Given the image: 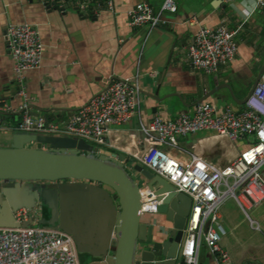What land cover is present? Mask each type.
I'll use <instances>...</instances> for the list:
<instances>
[{
  "label": "crops",
  "instance_id": "crops-1",
  "mask_svg": "<svg viewBox=\"0 0 264 264\" xmlns=\"http://www.w3.org/2000/svg\"><path fill=\"white\" fill-rule=\"evenodd\" d=\"M163 1L113 0V11L83 16L70 4L60 5L54 0H0V102L14 110L26 102L31 113L61 123L111 80H136L139 93L133 116L123 125L109 127L105 144L98 148L124 155L136 164V158L151 144L139 131L140 125L153 117L173 119L180 112L192 114L200 102L218 109H242L241 102L264 63V10L254 0H174L175 12H162L159 26L128 25L127 12L134 5L145 2L157 11ZM17 23L33 26L43 46L40 66L26 71L20 83L14 80L13 62L4 41L6 26ZM219 26L233 32L237 45L234 59L216 74L192 70L187 46L193 35L200 27ZM18 119L16 112L7 115L3 124L13 127ZM12 133L0 131V147L10 145ZM248 141L230 142L201 131L180 137L178 145L222 167ZM159 147L173 152V157L186 159L167 146ZM262 173L264 176V167ZM36 204L41 205L40 221H47V208ZM228 210L223 201L218 208L225 231L220 247L229 255L230 264H264V200L248 210L249 216L239 212L230 218ZM93 218L89 212L83 214V224L77 227L80 238L71 236L79 264V251L88 260L90 255L102 260L110 250L102 255L106 230L93 228ZM149 219L155 229L171 226L163 215L146 214L142 218L143 222ZM175 264H181L178 257ZM197 264H216L203 242Z\"/></svg>",
  "mask_w": 264,
  "mask_h": 264
},
{
  "label": "built area",
  "instance_id": "built-area-1",
  "mask_svg": "<svg viewBox=\"0 0 264 264\" xmlns=\"http://www.w3.org/2000/svg\"><path fill=\"white\" fill-rule=\"evenodd\" d=\"M42 1V0H40ZM70 4L83 16L99 11H113V0H54ZM264 10V0H254ZM174 0H164L155 11L145 2L137 3L127 12L130 27L159 26L162 12H175ZM5 46L13 62L16 83L26 71L38 68L43 46L39 32L30 24H8L4 30ZM237 53L233 32L224 26L200 27L187 46L189 65L194 71L207 75L218 73ZM139 88L136 80L117 78L95 94L61 123L45 116H33L28 103L17 110L0 102V131H12L41 136L69 137L83 140L100 152L109 127L125 124L137 106ZM19 113L13 127L3 124L2 117ZM139 131L148 145L136 158L139 165L161 177L191 201L189 216L177 257L181 264H197L198 249L203 242L216 264H230L227 252L220 247L225 231L218 215L219 205L231 198L247 216V211L264 200V70L240 110L229 106L221 109L206 102L196 103L192 114L180 112L173 119L153 117ZM211 132L214 137L235 142L247 141L246 147L224 166L202 158L194 151L182 149L178 139L198 132ZM159 146L184 154V161L170 156ZM42 148H45L42 145ZM142 215L155 214L156 196L145 187L140 189ZM16 228L0 227V264H79L73 238L59 229L39 224L41 205L30 210L13 211ZM26 223V226L21 224ZM253 264V263H244Z\"/></svg>",
  "mask_w": 264,
  "mask_h": 264
},
{
  "label": "water",
  "instance_id": "water-1",
  "mask_svg": "<svg viewBox=\"0 0 264 264\" xmlns=\"http://www.w3.org/2000/svg\"><path fill=\"white\" fill-rule=\"evenodd\" d=\"M263 70L264 63L242 104ZM127 163L141 176L142 187L156 196L155 214L165 217L171 225L167 230L155 229L152 219L143 222L142 187L130 176ZM37 202L48 210L49 219L39 222L46 228L80 238L77 227L89 212L93 228L106 230L101 252L110 249L108 254L88 260L79 251L80 264H175L191 208L187 195L124 155L97 152L69 137L13 132L10 145L0 147V227H18L13 211L30 210Z\"/></svg>",
  "mask_w": 264,
  "mask_h": 264
},
{
  "label": "rangeland",
  "instance_id": "rangeland-1",
  "mask_svg": "<svg viewBox=\"0 0 264 264\" xmlns=\"http://www.w3.org/2000/svg\"><path fill=\"white\" fill-rule=\"evenodd\" d=\"M167 152H168V151H167ZM168 154H169L170 156L174 155L173 152H170V153L168 152ZM182 155H184V154H182ZM180 157H181V156H180ZM126 168H127L128 172H129L130 176L132 177V179L135 180L137 186H138L139 188H141L142 186H144V182H143L141 176L139 175V173H138V172H135V171L133 170V164L127 163V164H126ZM224 202H225V204H226V205L228 206V208H229L228 212H229V217H230V218H231V216L234 218L237 214H239V212H240V213L243 212V211L240 209V207L236 204L237 207L239 208V211H238V209H237L236 206L234 205V204H235V203H234L235 201H234L233 199H231V198H226V199L224 200ZM247 214H248V216L250 215L249 211H247ZM144 247H145V246H144ZM144 247H143V248H144Z\"/></svg>",
  "mask_w": 264,
  "mask_h": 264
}]
</instances>
